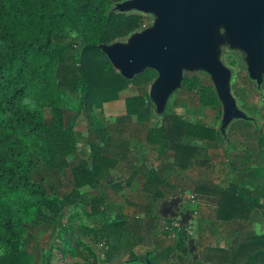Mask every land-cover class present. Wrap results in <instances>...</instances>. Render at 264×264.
Listing matches in <instances>:
<instances>
[{"label":"trees","instance_id":"16d2710c","mask_svg":"<svg viewBox=\"0 0 264 264\" xmlns=\"http://www.w3.org/2000/svg\"><path fill=\"white\" fill-rule=\"evenodd\" d=\"M109 0H0V264H31V255L21 251V243L32 220L53 223L59 229L62 206L77 213L82 208L88 218L105 216L104 198L81 201L79 190L95 189L117 161L102 154L107 133L95 129L99 144L89 145L90 162L81 160L71 168L75 189L63 200L50 197L30 179L34 168L33 151L41 155L44 167L63 171L77 149L74 133L76 118L65 123L62 91L77 89L80 101L76 115L85 114L89 122L95 110L119 99L130 86L145 87L156 79L146 70L132 80L123 78L105 54L98 49L128 37L141 29L143 18L107 12ZM185 90L198 95L202 107L218 106L211 87L198 78L185 81ZM264 104V95L262 96ZM125 111L139 123H149L151 109L143 96L125 99ZM51 120L44 121L45 110ZM76 117V116H75ZM195 139L216 141V130L189 122L168 110L147 133V150L158 157L170 151L173 166L187 170L194 160L208 159L207 151L192 145ZM259 146L264 147L260 133ZM259 173L264 179V169ZM144 178L143 191L150 195L142 219L116 216L100 229H88L95 244L104 246L102 264H125L135 258L137 247L150 248L155 232L154 210L163 199V179L154 167L143 163L125 182ZM120 191L121 184L113 186ZM195 194L217 201L216 219L220 222L250 220L254 210L264 219V202L245 187L196 188ZM88 207L89 211H86ZM184 237L174 248L156 256L147 252L149 264H185ZM90 255H93L90 252ZM204 264H264V232L237 239L228 249L205 248Z\"/></svg>","mask_w":264,"mask_h":264},{"label":"rangeland","instance_id":"374dc122","mask_svg":"<svg viewBox=\"0 0 264 264\" xmlns=\"http://www.w3.org/2000/svg\"><path fill=\"white\" fill-rule=\"evenodd\" d=\"M148 1L152 0H109V4L107 5L108 14L122 13L125 15H139L143 18V25L137 31L138 37L136 42L138 45L133 50L142 48V46L152 39L162 37L165 32L160 29V26L163 24L164 18L168 19L174 12L172 8L165 9L169 3H164L156 7L155 10L150 11L144 3ZM214 27H211L204 44L212 60L215 62L216 68L220 73V79L217 80L215 76L216 79L214 80V75L212 76L210 70L206 71L197 67L191 60H187L186 63L188 65L184 62H176L175 60L163 61L161 65L167 66L171 80L168 91L172 89L173 91L162 102L154 99L156 101V104L154 103L155 108L158 114H162L165 110L164 105L168 103L169 110L176 114L185 116L194 123L214 127L215 129L221 120V108L235 110L236 114L239 115L238 117H242V120H255L257 123L255 130H253L254 128L251 125H247L249 130L242 125L236 128L241 123H235L229 129L227 134H230L232 143L227 150L228 158L223 156L222 145L215 146V144L211 151L214 166L218 174L216 176L217 185L224 186L228 184L231 181V175L235 176L234 171H240L239 167L243 168L244 164L249 162L258 173V176H260L259 178L262 179V187L257 189L262 193L264 179L261 177L259 170L264 169V147L259 146L258 138L259 132H262L264 135V104L262 101V96L264 95V23L261 25L258 45L255 47V51L258 53V62L256 64L252 55L244 47V44L228 30L226 24L219 23L218 31ZM126 38L115 41L109 46L107 45V47H111V51L115 52L118 48H113L112 46L120 42L122 48H128L125 46L127 44L130 45V42L126 41ZM105 56L113 66L111 59L107 55ZM149 69H152L151 65L137 67L132 65V69H129V71L130 73H137ZM118 73L122 72L119 70ZM194 76L199 79L201 85L212 87L217 93H225L224 95L228 96H226L227 101L220 98L222 100L221 105L219 104L220 106L200 108L198 97L194 92H187V94L184 92L185 94L173 96L176 90L180 89L181 91L184 88L185 80L191 79ZM157 77H159V73H156ZM153 85L154 82L149 84V88H146L148 85L143 88L130 86L123 96L142 94L143 90L146 91V89L152 91ZM79 101V90L65 89L62 91L61 108L63 110V119L66 123H69L76 118L75 130L80 139L79 143L77 142L79 144V151L77 149L75 155L73 154V156L68 158L69 168L63 171L46 169L41 155L33 151L35 164L30 172L31 181L37 186L43 187L50 197L56 196L60 200H63L62 198L73 187L71 182V166L83 158H88V162H90L87 137L90 135L92 141L99 144L100 142L96 138L94 130L96 127H100L101 131L106 132V130L102 129V122L96 125L98 116L109 123L114 121L118 116V106L113 107L111 110H104L103 108L99 113L98 110H95L91 118L92 122H89L84 113L76 115ZM121 105H123V102H121ZM157 105H160L161 108ZM50 118V110L46 109L44 121L47 125L50 124ZM154 123L155 119H152L150 125L152 126ZM228 169L231 174L227 173ZM259 182L261 181L259 180ZM262 196H264V192ZM61 206L59 229H54L53 223H44L39 220H32L27 224V233L22 240L21 251L31 255V264H89V259L92 257L90 249L96 250L101 258H104V246L95 244L93 238L87 234L88 229L99 228L100 224L88 219L84 215L85 211L82 208L77 209V213H74L76 211L66 208L62 203ZM86 211H89L88 207ZM210 230L213 233L215 232L213 229ZM263 231L257 222H252L247 227V232L252 234ZM242 235L244 234L242 233Z\"/></svg>","mask_w":264,"mask_h":264},{"label":"crops","instance_id":"0c3cea01","mask_svg":"<svg viewBox=\"0 0 264 264\" xmlns=\"http://www.w3.org/2000/svg\"><path fill=\"white\" fill-rule=\"evenodd\" d=\"M149 87L150 86L148 84L146 88ZM127 90L122 91L119 94V99L117 101L107 103L103 106L104 110H111L113 107L118 106V116L114 121L109 123L107 120L99 116L96 120V125L100 122L103 123L102 129L106 130L107 133L104 143L101 145L102 154L105 157L116 160L117 166L115 169L110 171L109 175L105 179L100 181L97 188L91 189L89 187H85L79 190L81 201L83 203L97 196H102L104 198L105 216L88 218L93 220L95 223L100 224L99 228L90 229L98 230L105 221L111 222L116 216L120 215L136 219L144 218L146 207L150 201V195L143 191L144 178L141 175L136 176L130 186H127L125 182L135 171L138 170V168H140L143 163H147L153 166L157 174L163 179V184L160 187L163 199L158 201L154 210L156 221L152 247L135 248L133 250L135 258L130 261L129 257H126L124 259L125 264H149V261L144 256L147 252H150L152 256H156L167 248H174L178 238L182 236L185 239L184 248L186 249L184 263L204 264L202 262V255L205 248L212 247L228 249L232 242L237 239L262 234L264 232V219L261 217L258 210L253 211L250 220L247 222H220L216 219L217 201L212 198L195 194L196 188H210L217 185L216 182L218 181H216V176L218 174L216 172V167L214 166L211 151V149L214 148V145H222L223 156L227 157V150L232 143L230 134H227V132L230 128H232V125L235 123H241L239 125L236 124L238 125L236 128L239 126L241 127L242 125L247 130H249L247 125H251L254 128L253 130H255L257 125L256 121L242 120V117H238V114L234 112L237 116H233V119L226 126H224V124L221 126L224 118V112H226L224 108H221V120L218 127L215 129L214 127L194 123L187 117L177 114L178 116L186 118L193 124L202 125L216 130L215 142L211 143L210 141L201 139H195L192 142L193 146L205 149L208 152L209 158L207 160H194L192 167L187 170H182L173 166L174 154L172 152L166 151L163 153L162 157H158L147 150L146 138L148 130L159 123L162 117L167 113L169 110L168 103L164 105L165 110L162 114H157L155 104L150 97L149 89H146V91L143 90L142 94L124 97L123 95ZM184 92L187 94L185 87L182 88L181 91H175L173 96L181 95ZM214 94L220 104L221 100L218 98L215 91ZM133 96L145 97L146 102L151 109V118L149 123H139L135 117L128 116L126 114L124 103L125 99ZM121 102H123V105H121ZM198 102L199 107L201 108L202 106L200 105L199 97ZM103 108L98 110V113L103 110ZM152 119H155V123L151 126L150 123ZM96 129H100V127H96ZM74 133L76 140L79 143L80 139L75 130V124ZM260 133L262 132H259V136ZM87 139L88 148L90 144H96V142L92 141L90 135ZM77 145V149L79 151V144ZM81 160H86L88 162V158H83ZM78 163L73 164L71 168ZM239 169L240 171H234L235 176L231 175L232 178L228 184L224 186H217L224 189L231 184L245 187L252 192L253 196L259 197L261 201L264 202V196H262L264 189H262V193L257 190L259 187H262V179L259 178L260 176H258L256 170L251 166V163L248 162L244 164L243 168L239 167ZM228 172L231 174L229 169L227 173ZM259 180L261 182H259ZM71 182L73 187H71L70 192L65 197H67L75 189L72 176ZM116 184H121L120 191L117 187L114 189L113 186ZM252 222H257L263 232L253 234L247 232V227H249ZM210 229H213L215 232L213 233ZM242 233L244 235H242ZM90 251L93 255L91 259H89V264H102L104 258H101L100 254L96 250L90 249Z\"/></svg>","mask_w":264,"mask_h":264},{"label":"water","instance_id":"95a60500","mask_svg":"<svg viewBox=\"0 0 264 264\" xmlns=\"http://www.w3.org/2000/svg\"><path fill=\"white\" fill-rule=\"evenodd\" d=\"M144 3L150 11L164 3H169L165 9H174L173 14L168 19L164 18L160 26L165 32L162 37L152 39L142 48L133 50L138 45L136 31L126 38L131 45L125 46L128 48H122L121 43L117 42L112 46L118 48L115 52L107 45L98 46V49L111 59L116 72L120 70L122 73L119 74L127 80H132L146 71L130 73L129 69H132V65L135 67L151 65L152 69L149 70L159 73V77L153 81L155 88L150 91L152 101L157 99L156 101L162 102L173 91V89L168 91L171 80L169 69L161 65L163 61L175 60L186 63L187 60H191L197 67L210 70L214 80L220 79L215 62L204 44L211 27L215 26L214 29L218 31L219 23L226 24L228 30L238 37L252 55L254 63L258 62L255 47L258 45L260 28L264 23V0H152ZM224 94L220 92L217 96L227 101V95ZM156 101L153 103L156 104ZM157 106L161 108L160 105ZM224 109L226 112L222 124L226 126L233 116L237 115L234 113L235 110ZM225 119L227 120L224 122Z\"/></svg>","mask_w":264,"mask_h":264}]
</instances>
